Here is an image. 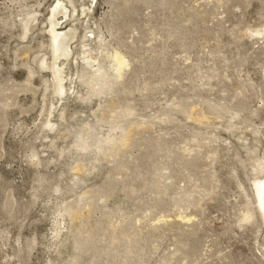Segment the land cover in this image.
Returning <instances> with one entry per match:
<instances>
[{"label": "rangeland", "instance_id": "1", "mask_svg": "<svg viewBox=\"0 0 264 264\" xmlns=\"http://www.w3.org/2000/svg\"><path fill=\"white\" fill-rule=\"evenodd\" d=\"M261 180L264 0H0V264H264Z\"/></svg>", "mask_w": 264, "mask_h": 264}, {"label": "bare ground", "instance_id": "2", "mask_svg": "<svg viewBox=\"0 0 264 264\" xmlns=\"http://www.w3.org/2000/svg\"><path fill=\"white\" fill-rule=\"evenodd\" d=\"M57 26H58V23H54L52 25V28H51V35H52V39H53V42L55 45H60V43L62 42V40H64L67 36L65 34H61L58 32L57 30ZM57 47V46H56ZM59 49H57L56 51H58ZM118 63H119V66H123L124 65V60L120 57H116ZM59 71V75L61 74L60 73V70ZM60 79V83L62 82V79L59 77ZM61 87V85H60ZM86 144H84V148H85ZM256 189H257V192H258V195H259V198H260V201H261V206H262V209L264 210V180H261V181H256ZM249 218L251 216H248Z\"/></svg>", "mask_w": 264, "mask_h": 264}]
</instances>
